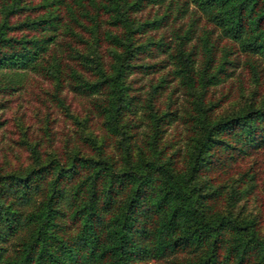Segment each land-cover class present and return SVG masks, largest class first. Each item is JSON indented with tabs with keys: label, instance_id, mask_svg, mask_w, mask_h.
<instances>
[{
	"label": "trees",
	"instance_id": "16d2710c",
	"mask_svg": "<svg viewBox=\"0 0 264 264\" xmlns=\"http://www.w3.org/2000/svg\"><path fill=\"white\" fill-rule=\"evenodd\" d=\"M245 67L264 0H0V93L42 73L102 129L0 162V264H264V175L231 170L264 149V92L222 108Z\"/></svg>",
	"mask_w": 264,
	"mask_h": 264
},
{
	"label": "rangeland",
	"instance_id": "374dc122",
	"mask_svg": "<svg viewBox=\"0 0 264 264\" xmlns=\"http://www.w3.org/2000/svg\"><path fill=\"white\" fill-rule=\"evenodd\" d=\"M189 19V14L182 18L184 22ZM251 79V73L245 67L235 79H229L221 86L222 90H230L228 96L223 99V109L247 100V89L250 86L252 88L255 85L258 91L264 92V74L257 84H253ZM140 82L137 81L136 84ZM173 84L175 81L167 87ZM174 88L173 97L181 98L179 86L175 84L172 86L173 90ZM216 90L217 95L220 92L219 87ZM166 93L164 91V98ZM66 96L63 104H60L56 100L51 81L38 72L29 73L18 90L7 94L0 93V102L4 103L3 107H0V162H3L4 167L14 168L25 164L26 147L34 142H41V148L49 151L53 148H63L67 139L72 140L74 136L76 138L77 133L102 130L99 127L100 121H93L90 114L89 120L84 119L88 115L87 100L84 97L73 95L69 91ZM252 162L259 171L255 180L260 185V178L264 175V149L255 156L239 159L231 169L232 174L245 169Z\"/></svg>",
	"mask_w": 264,
	"mask_h": 264
}]
</instances>
